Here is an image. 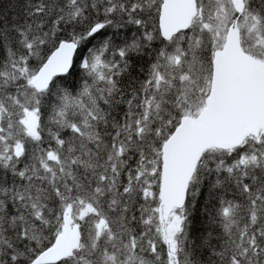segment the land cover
Returning a JSON list of instances; mask_svg holds the SVG:
<instances>
[{
    "label": "snow or ice",
    "instance_id": "1",
    "mask_svg": "<svg viewBox=\"0 0 264 264\" xmlns=\"http://www.w3.org/2000/svg\"><path fill=\"white\" fill-rule=\"evenodd\" d=\"M0 264H264V0H7Z\"/></svg>",
    "mask_w": 264,
    "mask_h": 264
},
{
    "label": "trees",
    "instance_id": "2",
    "mask_svg": "<svg viewBox=\"0 0 264 264\" xmlns=\"http://www.w3.org/2000/svg\"><path fill=\"white\" fill-rule=\"evenodd\" d=\"M7 4V0H0V8H3L5 5ZM111 31V30H110ZM121 35L118 36L117 42L120 41V39L123 38V35L126 33L127 35H131V31L130 30H126V29H122L120 30ZM47 139V137H45ZM208 192L207 189L203 190V195H201L200 197H198V207L197 210L194 212V217H195V222H196V226L197 228H203L206 226V217L204 214V205L208 202Z\"/></svg>",
    "mask_w": 264,
    "mask_h": 264
}]
</instances>
